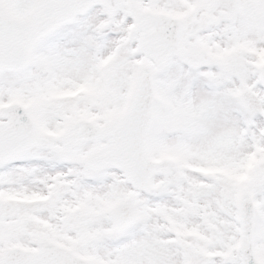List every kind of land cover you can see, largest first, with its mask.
I'll return each mask as SVG.
<instances>
[{"label": "snow or ice", "instance_id": "snow-or-ice-1", "mask_svg": "<svg viewBox=\"0 0 264 264\" xmlns=\"http://www.w3.org/2000/svg\"><path fill=\"white\" fill-rule=\"evenodd\" d=\"M0 264H264V0H0Z\"/></svg>", "mask_w": 264, "mask_h": 264}]
</instances>
